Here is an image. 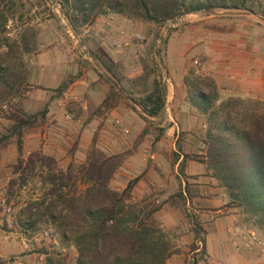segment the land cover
<instances>
[{"label":"rangeland","instance_id":"1","mask_svg":"<svg viewBox=\"0 0 264 264\" xmlns=\"http://www.w3.org/2000/svg\"><path fill=\"white\" fill-rule=\"evenodd\" d=\"M254 2L259 9H264V0H254ZM56 6L54 7V3L50 0H7L2 6L9 20L5 30L0 34L2 44L0 69L10 67L17 71L18 90L12 96L17 99L12 111L2 115L0 119V135L12 125V117L15 120L23 117L24 113L38 114L45 110L49 113L51 110H56L55 108L62 109L63 111L58 112H62L64 117L60 124L63 154L59 161L60 165L58 164V171H66L70 164L85 165L92 147L113 155L123 153V141L134 142L136 144L134 153L125 152L127 154L125 162L134 160L135 165L126 167L124 163L117 172L112 187L121 191L131 180L139 178L146 181L143 189L139 186L134 188L132 202L139 203L140 209L145 210L146 213H153L151 223L156 228V236L167 244L172 252L166 264H210L207 252L203 254L201 248L194 251L191 237L194 235V227H197L204 231L205 238L207 230L213 223L212 219L204 212L207 208L200 202L193 204L191 201L189 205L181 206L179 198L175 196L180 189V166L176 168L177 159L174 152L172 154L169 152L172 144L175 143L179 153L190 156L186 167L192 165L196 171L204 173L202 161L206 156L204 141L207 123L205 121L204 128L202 126L204 121H200L190 129L188 125L184 127L179 124V131L176 129L166 148L159 150L155 146L157 140L161 139L168 129V123L163 124L160 118L154 122L149 120L151 118L144 119L140 114V108L129 99L128 91L139 97L151 90L152 78L143 86H137L133 81L142 74L143 60H150L151 64H154L161 63L162 58L163 65L159 77L165 84L166 98L167 84L181 80L185 82L190 78L204 93L210 95L217 105L231 99L264 102V91L252 95L244 91V86H230V83L243 79L238 72L218 78L213 60L217 55L221 56L224 53L221 52V48L224 50L227 48L226 44L222 43L221 36L234 35L238 38L235 39L237 42L242 40L240 34L246 33L249 27L254 29L251 35L255 38V44L262 43L260 50L264 52V17L254 13L250 15L245 11H214L218 14L201 11L185 14L175 22L159 27L152 23L110 14L98 17L94 24L82 28L80 35L77 36L60 7ZM225 12L234 13L230 15L245 14V16L222 15ZM111 16H114V19L111 25H107ZM214 30H217L218 36L214 35ZM165 39H168V43L165 49L160 51ZM82 40L87 43L86 46L82 44ZM25 43L28 48L25 47ZM93 53L114 61L124 78L126 90L120 86L123 89L122 93L116 88L121 96L116 95L113 105L108 108L102 107V103L109 93L108 78L111 77L97 64L92 57ZM196 60L198 64H195ZM65 82L69 83L67 90L59 93L58 87ZM179 96L181 95L176 92L175 98ZM59 102L62 104L59 105ZM123 104L131 118L130 124L126 125L129 133L123 132L125 126ZM177 108L171 107L172 113ZM67 114L71 115V119L66 118ZM97 114L104 116L101 125L91 124L93 116ZM49 120L47 115L44 119H38V125L30 130H36L38 126L49 128L51 125ZM89 124L93 126L92 130L94 129L95 132L91 130L89 137H84L83 134L79 136L77 129ZM109 130H112L110 134L117 139L115 146L107 142ZM137 131L140 132L138 136L134 134ZM12 144L16 147L14 142ZM151 154H157L155 160L150 158ZM4 157L8 163L11 162L8 154H4ZM22 159L25 160L24 156ZM16 163L18 162L16 161L13 166L8 164L4 168V175H1V179H4L0 180V199L9 198V203L13 204L14 208L13 214L8 215L4 208L0 207V221H2L0 250L8 255L7 259L0 258V264H17V261L25 256V252H19L22 250L24 240H28L31 245V251L26 253L33 255L32 264H77L78 252L73 241L61 237L58 228L48 215L40 216L34 213L36 217H33L38 222L36 231L33 232L30 230L22 235H16L10 226L9 221H13L19 205H29V200H24L25 198L30 199L37 194L46 195L51 189L49 184L42 183L40 171L37 172L39 174L29 177L25 183L21 178L19 180V173H15ZM159 163L167 166V172L162 166L157 165ZM152 167L155 171L154 178L147 177V174H151L149 172ZM203 175L199 173L198 177ZM76 182L78 185L71 182L69 186L71 188L68 189L73 192L80 190L82 186L79 181ZM68 189L64 188V191ZM48 197L52 200L56 199V196L48 195ZM173 202L178 206H171ZM225 207H228V204L222 208ZM40 208L41 211L45 210L44 206ZM61 212L63 215L66 212L62 205L56 210L57 214ZM44 230H49L57 243H54L52 238L43 237L41 233ZM6 234L10 235L8 240L3 239ZM259 234L264 238V231H260ZM11 243H15L18 249L5 251L4 248ZM41 255H44L43 260H40Z\"/></svg>","mask_w":264,"mask_h":264},{"label":"trees","instance_id":"2","mask_svg":"<svg viewBox=\"0 0 264 264\" xmlns=\"http://www.w3.org/2000/svg\"><path fill=\"white\" fill-rule=\"evenodd\" d=\"M7 0H0V34L5 30L9 17L2 6ZM67 18L75 35L82 28L92 25L98 17L115 15L129 20L136 19L164 27L185 14L201 11H245L260 14L254 0H52ZM87 45L85 41H81ZM168 39L164 40L160 51L164 50ZM0 42V46H1ZM25 47H27L25 43ZM97 64L124 90V78L119 66L109 58L93 53ZM163 65L150 60L142 61V74L134 79L137 86L147 85L150 78L151 90L139 97L128 91L129 96L141 110L144 119L160 118L166 105V88L159 77ZM16 70L8 67L0 69V102L14 96L18 90ZM101 76L103 74L100 73ZM108 81V80H107ZM110 90L102 107L113 105L116 95L121 96L116 87ZM187 99L205 117L207 131L204 144L206 156L203 164L206 171L217 180L228 197V206L236 208L247 227L264 231V102L260 100H228L216 104L210 95L204 93L190 78L185 80ZM69 83L58 87L64 93ZM131 105V104H130ZM47 110L38 114H23L12 117V125L0 135V160L2 151L13 142L16 144L18 159L16 174L22 182L40 173L44 185L51 189L43 201L29 204L21 219V226L36 231L37 215H48L63 239L70 238L78 252L77 264H166L172 252L167 244L156 236V228L151 223L153 213L140 209V204L132 202V192L139 178L131 180L127 186L117 191L112 187L119 169L124 165L126 153L108 155L97 147L88 152L83 166L70 164L66 171L59 170L57 161L42 153L31 154L23 160L25 133L44 119ZM14 116V115H13ZM181 153V152H180ZM182 154V153H181ZM178 160L180 154L174 153ZM189 155L184 154L180 163L181 176L184 175ZM23 167V169H22ZM22 169V170H21ZM40 171V172H39ZM39 172V173H37ZM44 173L46 175H44ZM19 178V180H20ZM79 181L80 190L71 191L70 183ZM74 184V185H75ZM68 189V191H64ZM48 195L56 196L47 205ZM181 206L189 204L191 193L188 187H181L176 195ZM173 198V197H172ZM10 202V199H7ZM173 207L177 203H171ZM66 211L56 213L60 206ZM45 210L41 211L40 207ZM34 216V217H33ZM193 249L206 254L204 231L194 227Z\"/></svg>","mask_w":264,"mask_h":264},{"label":"crops","instance_id":"3","mask_svg":"<svg viewBox=\"0 0 264 264\" xmlns=\"http://www.w3.org/2000/svg\"><path fill=\"white\" fill-rule=\"evenodd\" d=\"M212 16V15H211ZM209 16V18L211 17ZM217 16V15H215ZM229 16H245V14H236ZM247 16V15H246ZM254 29L249 27L246 29V33H241L242 40L235 42L236 36H221L223 38L222 43L226 44V50L221 48L222 53L221 56L217 55L216 59L213 58L215 62V68L218 78H224L225 75L233 74V72H238L240 77L243 78L241 81L236 83H230V86H244L245 92L247 94L256 95V93H262L264 91V52L260 50V45L262 43L256 42L251 32ZM214 35L218 36L217 30H214ZM244 32V31H243ZM237 33V32H236ZM213 35V34H210ZM259 46V47H258ZM176 92L179 96L175 98ZM172 102V104H171ZM62 103L59 102V105ZM172 108L178 107L177 109L171 110ZM51 110L49 113L47 111V116L50 118L49 122L51 125L49 128L47 127H37L36 130H30L25 133L24 136V158L27 159L31 154L34 153H42L44 155H48L53 157L57 164L60 165V160L62 159V119L64 118L62 112H58L59 110ZM63 111V110H62ZM204 115L200 114L196 111V109L192 106V104L187 99V87L185 85L184 80L176 81L172 84H167V98L166 105L163 115L160 117V122L168 123V129L161 139L157 140L156 148H164L167 146L170 141V137H172L176 129L179 131V124L188 125L190 129L195 124H199L200 121H204L202 125L204 128L206 127ZM157 118L149 119L151 122H154ZM104 116H99L98 114L93 116V120L91 124H100L103 122ZM130 115L128 114V109L125 104H123V121L126 127L127 124H130ZM49 126V125H48ZM181 126V125H180ZM123 127V129H124ZM93 126H81L78 131V135L81 136L83 134L84 137H89L91 135V130ZM140 125V129H141ZM93 132L94 129L92 130ZM134 131H136L134 129ZM112 130H109V135L107 136V142L111 146H115L116 137L113 134H110ZM124 132V131H123ZM136 136L140 134L139 131L134 132ZM136 138V137H135ZM178 135L176 136V140ZM51 141V142H50ZM50 142V145L48 144ZM136 144L134 142H124L123 141V153L130 152L134 153V148ZM166 148V147H165ZM148 152V151H147ZM170 154L173 152H178L176 148V144L173 143L170 149ZM179 153V152H178ZM4 154H8L10 156L11 162L8 163ZM180 154V153H179ZM184 153L180 154V158L177 160L176 168L180 166V163L183 159ZM157 154H151V159L155 160ZM19 155L17 152V147H14L11 144L8 148L2 151V158L0 160V180L1 175H4V168L8 166V164L14 165L17 161ZM159 159V156H158ZM163 162V161H162ZM166 162V161H164ZM135 165L134 160L126 161L125 166L131 167ZM158 166H162L163 170L167 172V166L162 164H157ZM204 173L203 171L198 172L192 165L186 167L185 173L183 176L179 175L180 187L181 184L183 187H188L191 193V198L189 201H192L193 204L200 202L207 211L205 213L209 214L208 216L212 219L211 227L207 230L205 234L206 240V249L208 254V259L210 264H264V256L260 254L259 250L254 247L251 249L245 248L243 245L240 247H235L232 236L229 234L228 230L230 227H236L238 230L248 228L241 220V216L238 214V210L233 207H225L222 208L225 204H228L229 200L225 193V191L218 186L217 180L211 176L210 173L206 171L205 164ZM3 171V172H2ZM151 178H154L155 171L153 167L150 169ZM202 173L203 176H199L198 174ZM149 179V178H148ZM1 185V183H0ZM143 185H146V181L144 179H140L136 186H139L140 189H143ZM37 196H32L30 199L25 198L24 200H29L28 204L39 203L40 199ZM188 204V205H189ZM26 204H20L16 214H14L13 221L10 226L14 229L16 235H22L23 233L30 232L28 229H25L21 226V221L23 217V212L27 209ZM26 208V209H25ZM17 220V221H14ZM2 221H0V225ZM226 226L228 228H226ZM192 243L195 242L194 235L191 237ZM18 247L15 243H11L4 248L5 251H15ZM19 251L22 253L25 252L23 250ZM25 256L17 261V264H32L33 258L32 254L24 253ZM7 253L0 250V258L7 259Z\"/></svg>","mask_w":264,"mask_h":264},{"label":"built area","instance_id":"4","mask_svg":"<svg viewBox=\"0 0 264 264\" xmlns=\"http://www.w3.org/2000/svg\"><path fill=\"white\" fill-rule=\"evenodd\" d=\"M114 19V16H111L108 18L107 25H111L112 21ZM104 31V30H103ZM195 64H198V60L195 61ZM17 102L16 97H10L8 100L3 101L0 103V119L2 115L5 113H9L12 111V107ZM67 119H71V115H66ZM123 131L125 133H129V129L124 127ZM27 173H19L18 177L26 176ZM44 195H39L40 202L43 201ZM51 197H48L45 201V205H47L51 201ZM0 207L4 208V211L8 215H12L14 212L13 204L8 203L6 198L0 199ZM33 213H37L36 209H33ZM229 234L232 236V240L235 247H240L243 245L245 248L251 249L256 247L260 254L264 256V238L260 236L259 232L254 228H245L238 230L236 227H230L228 230ZM43 237L45 238H52L51 232L49 230H44L42 233ZM10 238L9 234L4 235V240H8ZM54 243H57L56 239H53ZM22 247L25 252L31 251V245L28 240H24L22 242ZM44 259V255L40 256V260Z\"/></svg>","mask_w":264,"mask_h":264},{"label":"water","instance_id":"5","mask_svg":"<svg viewBox=\"0 0 264 264\" xmlns=\"http://www.w3.org/2000/svg\"><path fill=\"white\" fill-rule=\"evenodd\" d=\"M50 1H52V0H50ZM54 7H57L55 4H54ZM206 13H212V14H218V13H216V12H214V11H206ZM227 14H234V13H232V12H225V13H222V15H227ZM250 15H254L253 13H249ZM84 52L85 53H88L86 50H84ZM109 80H110V82L120 91V92H122L123 93V89L113 80V79H111V78H108ZM129 99L133 102V103H135V101L131 98V97H129Z\"/></svg>","mask_w":264,"mask_h":264}]
</instances>
